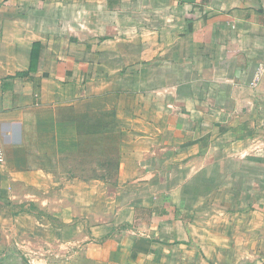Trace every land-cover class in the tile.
Returning a JSON list of instances; mask_svg holds the SVG:
<instances>
[{"label":"crops","instance_id":"0c3cea01","mask_svg":"<svg viewBox=\"0 0 264 264\" xmlns=\"http://www.w3.org/2000/svg\"><path fill=\"white\" fill-rule=\"evenodd\" d=\"M262 64L264 0H0L1 229L58 195L79 264H264ZM61 110L118 130L114 178L33 164Z\"/></svg>","mask_w":264,"mask_h":264},{"label":"rangeland","instance_id":"374dc122","mask_svg":"<svg viewBox=\"0 0 264 264\" xmlns=\"http://www.w3.org/2000/svg\"><path fill=\"white\" fill-rule=\"evenodd\" d=\"M71 116L67 110L59 111L55 118L56 124L59 123V141L54 147L55 150H50L48 161L44 157L33 164L42 165L46 170L52 171L59 184L68 176L75 178L80 175L82 180L88 181L97 179V175L111 180L117 165L118 130L113 128L114 125L102 130L101 122L105 115L82 118ZM64 119L69 122L66 123ZM109 120L111 126L114 122L112 118ZM48 132L45 130L41 133L40 138L43 141L51 136V131ZM46 149L44 147V152ZM52 158H55V162H52ZM77 183L79 182L76 181ZM51 196L31 193H24L20 197L9 195L7 204L12 217L7 227H0V264H79L81 260L77 252L82 242L74 238L85 235L90 226L85 224L83 218L72 216V225H69L66 236L60 235L57 230L62 227L64 220L58 210L62 206L58 203V195H54L57 202H49ZM72 196L71 202L74 206V200L78 201L79 195ZM88 200L90 202V195ZM87 222L89 224L88 219ZM68 237L71 239L69 247L61 244Z\"/></svg>","mask_w":264,"mask_h":264},{"label":"built area","instance_id":"2783aa9c","mask_svg":"<svg viewBox=\"0 0 264 264\" xmlns=\"http://www.w3.org/2000/svg\"><path fill=\"white\" fill-rule=\"evenodd\" d=\"M264 79V64L260 65L255 72L253 80L251 82V86H257ZM4 161V156L2 151L0 150V163Z\"/></svg>","mask_w":264,"mask_h":264}]
</instances>
